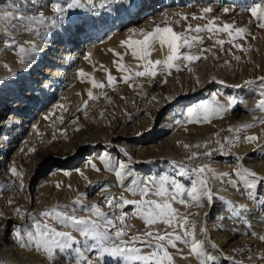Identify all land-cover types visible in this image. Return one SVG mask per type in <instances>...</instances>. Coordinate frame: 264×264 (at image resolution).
Here are the masks:
<instances>
[{"label":"bare ground","instance_id":"obj_1","mask_svg":"<svg viewBox=\"0 0 264 264\" xmlns=\"http://www.w3.org/2000/svg\"><path fill=\"white\" fill-rule=\"evenodd\" d=\"M54 2L64 5L68 0H0V5H4L6 10L14 14H31L43 10L47 16L55 19V14L50 9V4ZM254 2L259 0H121L119 3L97 0L94 9L86 10L88 6L80 9V12L72 9L64 13L63 18L56 23H47L39 35L35 32L15 31L0 35V41L5 38L15 39L19 44L25 46L35 44L40 49L31 62L24 66L17 62L19 58L13 50L0 44V190L8 191L12 188L11 168L15 167L20 172V169L24 168L22 166L27 165L31 172H37L42 169L43 162H48L52 158L55 165L50 175L38 181L32 192L35 210L58 204L65 205L80 193L89 195L92 188L103 179L107 180L106 184L111 185L110 191L118 196L122 189L116 185L114 174L109 178L99 157L107 154L106 159L125 162L127 158L116 160L113 154L108 155L105 150L96 147L107 141L117 145L132 157L133 165L130 166L139 176H146L141 172L156 174L157 177L166 173L178 178L187 187L191 174L183 178L176 176L172 162L193 163L194 161L188 160L192 151L203 153L217 149L219 147L217 140L223 143L224 137L232 135L227 131L230 126L235 127L244 123L254 124V127L241 132L239 142L234 141V146L227 151V154L231 152L234 157L218 159L217 151H212V158L219 160L213 169L217 173H231L237 163L236 156H241L244 158L245 167L264 175V162L261 161L264 155L255 154L252 160L245 157L254 147L264 142V125L256 126L257 120L253 119L264 115L257 112L245 115L240 111L223 119V123L213 125L214 129H199L195 131L196 133L188 135L185 131H178L175 123L177 120L174 118L175 114L182 108L179 101L171 111L162 116L157 115L159 111L175 102V99L185 98L204 88L210 98L215 96L216 102L223 104L221 90L210 86L213 78L226 79L223 70L216 66L207 64V67L191 80L192 82H184L181 86L155 92L147 89L142 97L139 93H133L127 96L132 97L133 108L125 111L123 108L112 111L108 106L111 102H118L124 97L128 91L126 87L118 86L112 88L113 90L107 86L103 89H93L89 83L95 79L97 82L107 84L106 72H110L113 65L109 57L100 54V50H106L104 47L136 30L138 24H144L142 26L145 28L158 19L182 11L184 7L191 9L188 11L194 10L199 15L202 7L211 5L214 9H221L222 6H231L233 9L228 15H224L220 10L217 14L219 23H234L237 27H245L251 25L248 21L251 14L241 9ZM251 31L255 39L249 38L246 40L247 44L244 43L248 48L253 47L246 60L251 65L250 69L257 71L255 77H260L264 76V29ZM88 54L91 55L86 60L85 56ZM100 64L105 67V74L96 72ZM80 71H83L85 76H78ZM244 80L245 77L242 76L237 82L244 83ZM89 91H92L94 97H98L97 100H90L87 107L76 112L77 108L88 100ZM241 96L243 100H249L243 93ZM196 106L198 109L200 102ZM180 114L183 122L186 110L184 114ZM239 114L240 118L237 119ZM73 120L75 123H72ZM48 128L50 133L46 130ZM47 131L48 136H43ZM178 132L179 137L173 140ZM245 135H256L259 140L256 143H246L243 139ZM206 142L205 148L203 145ZM185 144H199L202 147L186 149ZM79 150H86L88 153L77 170L58 169L59 163L72 159ZM140 162L148 165L143 168ZM67 163L71 164V161ZM93 164L99 171L93 170ZM136 164L143 170L134 168ZM26 179L28 183L30 177ZM127 183L126 180L125 184ZM211 187L225 199L249 205V212L246 215L251 223L250 228L233 220L218 197L212 204L205 201V207L187 209L182 207L181 212H199V215L193 216L192 219L198 222V227L201 223H206L210 241L216 243L224 255H232L234 248H241L245 252L243 255L237 254V258H243L246 264H264V261L255 260V255L264 251V242L250 236L251 231L264 235V224L261 223V220H264V205L256 200L241 199L237 190L229 189L218 179L211 181ZM256 194L264 199V184L257 189ZM124 195L126 197L128 194ZM10 207L8 196L0 198V225H6L8 233L6 235L0 232V264H52L45 254L22 250L14 243L12 228L9 229L7 225L9 218L6 213ZM220 216L228 218L221 222ZM249 250L253 256L252 260L247 258ZM172 252L174 253V250ZM193 260L194 258L183 260L175 256V262L179 264H197V261L195 263ZM55 264H59L57 260ZM216 264L229 262L217 254Z\"/></svg>","mask_w":264,"mask_h":264},{"label":"snow or ice","instance_id":"obj_2","mask_svg":"<svg viewBox=\"0 0 264 264\" xmlns=\"http://www.w3.org/2000/svg\"><path fill=\"white\" fill-rule=\"evenodd\" d=\"M109 2L119 3L121 0H109ZM96 3L97 0H68L64 5L56 2L51 3L50 9L55 14V19L47 16L43 10L31 14H14L6 10L4 5H0V35L10 34L13 31L35 32L39 35L40 30L47 23H56L63 18L64 13L72 9H83L85 6L94 9ZM221 10L224 15H228L233 9L231 6H222ZM214 11V7L208 5L200 9L199 16L195 13L191 14V20L206 19L207 23L195 27L188 23L184 31H176L174 27L167 24L156 25L150 31L134 30V35L138 34L141 38H128L121 41L120 45L126 49L125 53L109 49L117 57L113 63L117 66L116 70L122 74L119 80L113 77L110 72H106L107 84L92 79L89 81L91 87L93 89H103L106 86L114 88L117 82H123L129 88H133L134 85L130 81H135L138 78L152 80L158 75H171L173 70L177 72L181 70L180 64L188 67L201 59H207L206 53L210 51L207 47H200L197 53L192 52V49L197 45H203L204 39L201 34L205 32L209 34L208 39L213 41V46H219L222 52L225 43L242 52L245 51L242 45L235 41L243 39L247 29L236 27L234 23L217 24L219 17L209 15ZM241 11L250 13L251 17L257 21V27L264 29V0L254 2L247 8H242ZM175 15L179 16L181 21L189 20V16L186 14L176 13ZM176 25H179V21H176ZM221 33L226 34L227 40L214 38ZM0 44L13 50L19 58L17 62L24 66H27L40 51L35 44L25 46L19 44L15 39L5 38L0 41ZM157 45L163 58L153 60L151 56L156 51ZM129 53L137 62L134 66L125 65L123 62L124 55ZM226 54L230 55L231 52ZM90 55H86L85 59L88 60ZM215 58L218 59V57ZM234 58L237 61L240 60L238 56ZM224 63L227 64L228 61ZM5 67L8 66L5 65ZM188 70L191 71V68L189 67ZM78 76L83 77L85 73L80 71ZM258 80L264 82V77H259ZM216 82L224 83L223 81ZM164 83H167L166 78L161 81V84ZM197 83H199L198 80ZM253 83V80H245L244 86ZM235 87L239 88L241 85H235ZM87 95L88 100L84 101L82 107H87L90 100L98 98L93 96L92 91H89ZM121 98L124 99V97ZM165 99L170 100L171 98L165 97ZM212 99L214 102L216 101L215 96ZM226 99V105L216 102L213 107H210L205 104L199 111L188 107L185 116L187 123L199 124L210 122L214 117L223 118V114L238 103L235 97ZM254 110L264 113V89H262L261 97L255 103ZM47 118L45 117V119ZM253 119L257 120L259 124H264V117H253ZM72 123H75V120ZM175 123L181 125L183 122L176 120ZM252 127L254 124L251 123L230 126L227 131L232 135L224 137L223 143L217 140L216 143L219 147L212 151L227 154V151L234 146V141L239 142V134ZM243 139L246 143H256L259 137L245 135ZM184 147L188 149L202 146L185 144ZM203 147H207V142ZM121 151L127 158V162L106 159L107 154L99 157L105 170L114 173L116 185L122 189L120 195H106L101 202H93L88 206L85 203L86 193H80L69 205H57L51 209L41 210L38 214L22 213L21 209L17 208V215L21 219H25L26 224L12 226L11 235L14 237V243L22 250L44 253L52 264H55L57 255L64 257L63 264H101L105 258L110 259L112 264H175V256H179L183 260L194 258L197 264H216L217 254L222 255L229 264H246L243 258H237V254H244V249L234 248L232 255H224L223 250L216 243L210 241L206 223H201L198 227V222L192 219L193 216H198L199 212H181L173 205L179 204L186 209L190 207L202 208L206 206L205 201L207 204H212L218 197L233 220L250 228L251 223L246 215L249 212V205L219 196L218 192L211 187V181L218 179L221 184L230 186L232 189H243L248 201L256 200L264 205V199L259 198L256 194L257 189L264 184V175L245 167L244 158L241 156H236L237 163L233 166L231 173H217L208 163L201 162L202 157H210L212 151L203 153L192 151L188 157L189 161H194L191 165L172 162L176 176L183 178L191 174L189 186L186 187L169 175L139 176L130 166L132 157L126 151ZM92 168L99 171L94 164ZM10 173L14 178L20 180V189L23 191L22 174L15 167L10 169ZM126 180L127 184H125ZM59 187L57 184V188ZM68 187L71 189V185ZM110 187L111 185L105 184L101 191L106 192ZM124 193L130 194L132 197L138 196L139 199H128ZM11 203L12 201H9V204ZM128 206L133 208L131 214L143 221L144 231L130 234V226L127 224L129 213L124 211ZM105 207L108 211L103 210ZM37 215L40 217L39 220ZM226 218L228 217H219L221 222ZM261 223L264 224V220H261ZM158 225H163V227H157ZM0 232L7 235V226L0 225ZM250 236L264 242V235H258L255 231H251ZM169 249L174 250V253ZM185 249H187V253H185ZM247 258L253 259L250 250ZM255 260L264 261V251L256 254Z\"/></svg>","mask_w":264,"mask_h":264},{"label":"rangeland","instance_id":"obj_3","mask_svg":"<svg viewBox=\"0 0 264 264\" xmlns=\"http://www.w3.org/2000/svg\"><path fill=\"white\" fill-rule=\"evenodd\" d=\"M102 1L109 2V0H102ZM77 10H79V12H80V9H77ZM86 10H91V8L87 7ZM188 10H191V9L184 7V9L182 11L174 12L173 14L167 15V16L163 17L162 19H158V20L154 21V23L146 26L145 28H143V26H142L144 24H138V25H136V30L144 29V30L150 31L156 25L164 26L165 24H167L169 26L174 27L176 31H184V29L188 23H190L193 27H195L196 25H204L207 23L206 19L205 20H201V19L191 20V14H193V13L196 14V12L194 10H192V11H188ZM220 10L221 9H215V11H214L215 13L213 12L209 15L218 17L217 14L220 13L219 12ZM176 13L188 15L189 20L188 21H181L179 19V16L175 15ZM197 13H199V12H197ZM200 14L201 13H199V15ZM196 15L199 16L198 14H196ZM176 21H179L178 26L176 25ZM218 21H217V24H220V25L225 23V22L219 23ZM248 21H250L251 25L249 26V24H248L245 26V28L249 32H247L245 34L243 39H238L237 41H235L236 43L241 44L242 47L245 49V51L242 52L236 48H233L230 44L225 43L223 46V52H222L219 46H215V47L213 46V41L208 39L209 34L207 32L202 33L201 35L203 36V39H204L203 45H197L196 47H194L192 49V52L197 53L199 51L200 47H207L210 49V51L208 53H206L207 59H201L200 61H197V62L189 65L188 67H185L184 64H180L179 67L181 68V70L179 72L173 70L171 75H167V76L158 75L155 79H152V80H149L146 78H138L135 81H130V83H132L134 85L133 88H129L128 85L123 83V82H117L114 85V88H116L118 86H123V87H126L128 89V91L124 94V99H121L118 102H111L110 105L108 106V108L112 111H114V110L119 111L122 108L124 111H125V109H132L134 101H133L132 97H127V96H129L133 93H139V95L142 97V95L145 94L147 89L150 90L151 92L164 91L165 89L171 88L173 86L174 87L175 86H181L184 82H187V81H189L187 83H190V81L193 80L196 77V75L202 69L206 68L207 64L210 63L213 66H216L219 70H223V72L225 73V76H226V79H224V80H214L215 78H213L210 86H212V88H216V89L221 90L220 97H221V101L223 102V104H225V105L227 104V99H226L227 97L237 98L238 103L234 107H232V109L230 111L225 112L223 114V118L214 117L211 119L210 122H202L199 124L187 123V121L185 119L181 125L176 124L178 131H180V132L185 131L186 135H188V134H194L193 132L199 131V129L211 130V129H214L212 127L213 125H216L218 123H223V119L231 117L233 113H238V112L240 113V111L245 113V115H250V114H253L255 112H257L261 115H264V113H261L259 110L253 111L256 101L261 97L262 89H264V82L259 81L258 80L259 77H255L257 74V71L255 69H250L251 65L246 60V56L248 55L250 50L253 48V47L248 48V46H245L247 44L246 40H248L249 38L253 39L254 34H251L252 33L251 30L255 29V31L257 32V29L259 28V27H257V21L254 18H252L251 16L249 17ZM240 27H244V26H240ZM128 38L137 39V38H141V37H139L138 34L134 35V31H131V32L125 34V36H123L122 38H119L114 43L104 47V49H106V50H100V54L102 56L109 57V61L113 65L112 67H110L111 75L113 77L117 78V80H119V77L122 74L116 70L117 66L113 63V61L117 60V57L114 56L113 53L109 51V49H113L116 52H119L122 54L125 53L126 49L121 47L120 42L125 40V39H128ZM214 38H222V39L227 40L226 34H222V33L217 34V36ZM244 43H245V45H244ZM103 45H101V46H103ZM229 51L231 52V54L230 55L226 54ZM236 56L240 57L239 61H237L234 58ZM215 57H218V59H216ZM162 58H163V55H162L161 51L159 50V46L157 45L156 51L151 56V59L155 60V59H162ZM225 61H228V63L225 64L224 63ZM123 62L125 63V65H132V66H134L137 63L136 61L133 60L130 53L127 55H124ZM101 66H103V65L100 64L99 68L96 69V72L99 74H105L106 69L104 66L103 67H101ZM189 67L191 68V71L188 70ZM242 76L245 77V80H253L254 83L251 85H248V86H244V83H238L237 79H240V77H242ZM260 77H264V76H260ZM165 78L167 79V83L161 84V81L164 80ZM216 81H223L224 83L221 84V83H217ZM235 85H241V87L236 88ZM205 89L206 88L201 89L198 92L193 93V94H191L185 98L175 99V102H173L172 104L168 105L166 108L159 111L157 113V115L162 116V114H166L167 112L171 111L173 106L178 101L181 103L180 106H182V108L175 114L174 118L177 120H181V116H180L181 114L180 113L184 114L185 110L188 107H192V108L196 109L197 108L196 105L198 102H200V107L198 109H196L197 111H199L201 106L205 105V104H208L210 107H213L215 105L216 101L214 102L213 99L209 97V94H207L208 91H206ZM242 93L244 94L245 97H247L246 99H249V100H243V98L241 96ZM93 100H97V98L93 99ZM94 103H97V102L94 101ZM120 105H121V108H120ZM82 106L83 105H80L77 108L76 112L82 111L84 108ZM227 113H228V115L226 116ZM236 118L239 119L240 114ZM257 122L255 123V124H257L256 126L259 125V123H257ZM154 125H156V122ZM155 127H158V126H155ZM46 130H49V133L51 132L50 128H48ZM249 130H251V129H248L246 131H249ZM180 132L177 133V135L174 137L173 140H176L179 137ZM49 133L47 131L44 133L43 136H45V135L48 136ZM147 134L149 135V133H147ZM245 134H247V133H245ZM215 138H216V136H215ZM96 147L100 150H105L108 153V155L113 154L116 157V160L124 157L123 152L121 151L120 147H118L117 145H113V144L109 143L108 141L104 142V143H100L99 145H96ZM252 150L253 151H251L249 153V155L246 154L245 157H250L247 160H252L253 159L252 156L255 154L264 155V142L262 144H258V146L254 147ZM87 153L88 152L86 150H79L74 155V157L72 159H69V160H66L64 162L59 163L58 169L73 168L72 170H77L79 168V166L82 165L83 161H85L84 158H85ZM216 153L219 155L218 159L219 158L223 159L225 157H230V158L234 157L231 152H230V154H221L219 151H217ZM218 159L215 160L212 158V156L203 157L201 159V162H206L210 165L211 168H214V167H216L215 164L219 161ZM69 161H71V164L67 163ZM261 161L264 162V159H261ZM43 163L44 164H42L43 165L42 169L37 171V172L36 171L31 172V169L29 168V166L27 167V165L22 166L24 168H21L19 173L22 174V178H23V184H24L23 191H21V189H20V180L14 178V177L12 178V188L11 189H9L8 191H5L4 189H2V191L0 190V198H3L4 196H8V204H9V201H12V203L10 204L11 207L8 209V212L6 213V216H8V218H9L7 225H8L9 229L12 228V231H13V227H12L13 225L24 226L26 224V220L21 219L17 215V213H16L17 208H20L22 213L31 212L33 214H38L41 210L52 208V206H50V207L48 206L45 208H38L37 210H35L33 207V203H34L33 202L34 198H33V193H32L33 189L35 188L38 181H41V179H43L45 177L47 178L50 175L49 173L51 172V170L53 169V167L55 165V161L52 158L50 160H48V162L45 161ZM131 164L133 165V163H131ZM140 164H141V166H143V168L148 165L147 163H141V162H140ZM191 164H192V162H191ZM191 164H189V165H191ZM134 166H135L134 168H141V167H138L137 164ZM143 168H141L140 170H143ZM161 172H159V173H161ZM143 173L146 174V176L157 177L156 174L152 175V173H149V172H141V174H143ZM112 174H114V173L107 171V175H109V178L111 177ZM164 174L166 175V173H164ZM28 176L30 177V180L27 183L26 178ZM114 177H115V175H114ZM141 177H143V176H141ZM109 178H107V179H109ZM173 178L177 179V181L179 183H181L178 180V178H176L174 176H173ZM106 181H107L106 179H103V181L97 183V185L92 188L91 193L89 195H86L87 198H86L85 203H87L88 206H90L93 202H96V203L101 202L103 200V197L106 195L113 194L110 191V188L106 192L101 191L102 187L107 183ZM115 182H116V178H115ZM26 184H28V185H26ZM181 184L184 185L183 183H181ZM226 187H228L229 189H232L231 187H229L227 185H226ZM237 193L241 199L246 198V197H244L245 194L243 192V189L237 190ZM126 198H128V199H139L138 196L132 197L130 194H128L126 196ZM153 198H155V197H153ZM75 199L76 198L72 199L69 203H66V204L69 205ZM23 205H25V207H23ZM173 206L176 208H179L180 211L183 207V206H180L179 204H174ZM103 210L108 211V209L106 207L103 208ZM124 211L129 213V215L127 216V224L130 226V228H129L130 234L133 232H142L145 230L143 221L140 218L131 214L133 211L132 206H128L127 208L124 209ZM77 214L79 215L81 213H77ZM37 219L38 220L40 219V217L38 215H37ZM29 226H30V222H29ZM157 227L162 228L163 225H158ZM169 250H171V249H169ZM38 253H42V252H38ZM42 254H44V253H42ZM55 260H57L59 264H63L64 257L62 255H57ZM193 261L196 263L195 259ZM101 264H112V262L110 259L105 258L104 260L101 261ZM175 264H179V263L175 262Z\"/></svg>","mask_w":264,"mask_h":264}]
</instances>
